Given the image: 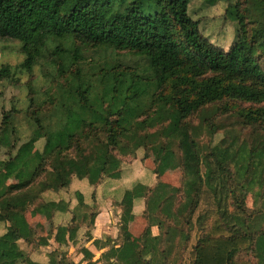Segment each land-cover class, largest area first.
I'll use <instances>...</instances> for the list:
<instances>
[{
    "label": "trees",
    "instance_id": "trees-1",
    "mask_svg": "<svg viewBox=\"0 0 264 264\" xmlns=\"http://www.w3.org/2000/svg\"><path fill=\"white\" fill-rule=\"evenodd\" d=\"M218 1L202 0L209 7ZM225 1V16L235 25L227 50L203 36L200 22L189 14L190 0H0V40L16 41L24 57L14 68H0V81L19 83L18 76L31 74L48 49L68 62L77 43L126 52L145 63L141 76L109 68L97 84L71 80L79 82L69 90L59 86L57 101L48 108L28 98L31 134L25 141L15 121L18 110L3 108L0 223L8 226L0 235V264H39L19 247L20 241L35 249L42 245L31 239L25 218L29 202L52 221L65 204L48 201V192L66 191L73 180L95 187L105 178L119 179L122 157L139 151L144 159L153 155L154 185L138 183L124 192L123 243L108 253L113 264H166L172 251L186 249L204 191L212 197L217 220L202 228L205 221L197 217L194 264H264V0ZM55 66L59 73L65 69L60 62ZM212 107L235 116L240 130L225 129L220 141L202 150L199 130L213 137L222 128L210 114L199 127L190 120ZM26 146L34 153L23 154ZM10 164L22 172L16 184L6 185ZM177 168L179 189L159 181L164 171ZM244 193L257 197L260 206L248 209ZM74 197L82 202L79 193ZM138 199H145L149 225L135 238L128 224ZM152 223L161 230L159 237H149ZM55 230L60 245L67 235L68 241L75 238L74 227ZM82 254L86 264H96L87 250ZM49 264L74 263L55 251Z\"/></svg>",
    "mask_w": 264,
    "mask_h": 264
},
{
    "label": "rangeland",
    "instance_id": "rangeland-1",
    "mask_svg": "<svg viewBox=\"0 0 264 264\" xmlns=\"http://www.w3.org/2000/svg\"><path fill=\"white\" fill-rule=\"evenodd\" d=\"M227 8L228 3L225 0L218 1L212 7L205 5L202 0H190L189 5V14L192 19L200 22V31L203 36L212 45L224 50L230 48L235 40V25L225 16ZM74 47L76 50L75 52L73 50L74 53H71L68 62L60 61L59 58L51 52L52 50L48 49L49 52L44 54L45 57L34 67L31 74L18 76L19 83L5 80L0 81V117L3 108L6 111L15 106L14 108L18 110L15 114V121L21 132L22 140L25 141L29 134H31V129L25 114L29 99H35L37 103L43 104L48 108L56 103L59 86L63 87L65 90H69L73 84L79 82L74 81L71 83V80H83L84 78L89 80L91 84H97L98 80L106 74L109 68H112L113 72L116 73L121 71L132 76L136 74L141 76L143 67L145 66L142 58L126 52H117L106 48H85L79 43L75 44ZM23 60L24 57L20 53V46L16 41L0 40V68L3 66L14 68L22 63ZM59 62L65 65V69L61 73L54 69V67H56L55 63ZM209 114L211 115V119L215 118L214 123L222 129L217 130L213 137L208 135L205 128L199 130L200 136L197 137L196 140L200 144L202 150L208 147L209 143L215 145L220 141L225 129L229 130L235 128L236 132L240 130V127L236 125L237 118H235V116L224 115L220 110L215 112L214 107L208 108L206 112L193 116L190 120L191 124L194 127H199L203 117H209ZM157 129L158 128L152 129L150 132L152 133ZM248 133V131H243L242 134ZM35 148H41V144ZM35 148L31 147L30 150L25 151L33 152ZM176 152L179 154L178 151ZM132 157L133 156L122 157V163H126ZM2 158L0 154V159ZM146 159L148 164V168L146 167V169H155L154 158L151 152H149V157ZM202 171L204 170L202 169ZM7 174L12 179L17 175V172L14 171L11 173L10 171L7 172ZM179 174L160 175L159 181L169 185H178L180 181L179 177H181V174ZM148 182L150 183L151 181L149 180ZM243 200L246 207L250 210H254L260 206L258 198L250 193H244ZM197 217H201L204 219L203 221H205L202 228H209L216 224L217 217L212 197L208 195L206 191H204L199 207L192 219L193 230L195 232L192 244L195 243L196 236L198 237L200 235L199 229L201 228H199V224L196 222ZM2 230L3 229L0 227V234ZM185 230L188 232V228H185ZM64 248L65 250H61V252L67 255V247ZM179 248L180 249L172 251L166 264H193L194 255L191 254L190 251H187V247L183 249V246H179ZM245 248L246 246H242V249ZM246 256H249V254L246 253ZM70 257L72 259L75 258L74 255Z\"/></svg>",
    "mask_w": 264,
    "mask_h": 264
},
{
    "label": "crops",
    "instance_id": "crops-1",
    "mask_svg": "<svg viewBox=\"0 0 264 264\" xmlns=\"http://www.w3.org/2000/svg\"><path fill=\"white\" fill-rule=\"evenodd\" d=\"M30 149L31 147H24L21 152L26 155L33 154L35 150L33 152L25 151ZM143 155L144 152L139 151L126 163H122L119 179L105 178L95 187L90 186L85 180H73L66 191L57 193L48 192L46 194L48 201L54 203L63 202L65 204L63 211L53 213L52 221H48L44 215L37 213L35 203L29 202L25 206V218L29 225L31 239L35 243L42 245H39L35 249L20 241L19 247L28 259L39 264H49V255L52 252H61V250H65L64 247H67L66 251L68 254L66 256L74 264L87 263L83 260L82 250H87L92 255V262L96 264L115 263V258H111L108 253L118 249L123 243L120 236L121 216L123 213L120 205L122 196L126 190L131 189L132 186L138 183L147 185L148 187L154 185V169H146V167L148 168L147 159H144ZM10 171L11 173L17 172V175L12 179L7 174ZM180 171V168L174 170L168 169L161 176L167 174L173 175L175 173L181 174ZM21 172V166L15 164L8 165L4 170L5 184H16ZM179 179L178 185L163 184L170 188L179 189L181 187L182 174ZM149 180L152 183H149ZM75 193H79L82 196L81 203L74 197ZM145 210V199L134 201L132 210L133 219L128 224V232L135 238H139L149 225L148 219L145 216ZM51 225L54 227L53 233L51 232ZM7 226V224L0 223V227L3 229L1 234L5 232ZM59 226L74 227L76 229L75 238L72 241H68L67 235L64 245L57 243L55 241V228ZM190 232L187 251L193 254V247L199 236H196V241L192 244L195 232L193 229ZM160 234L161 230L159 227L156 223H152L150 225L149 237L156 238ZM160 247H162V244ZM72 255L75 256L74 259L70 257Z\"/></svg>",
    "mask_w": 264,
    "mask_h": 264
}]
</instances>
